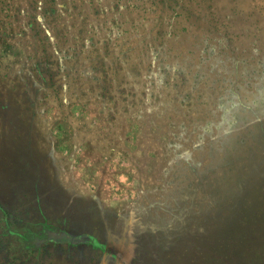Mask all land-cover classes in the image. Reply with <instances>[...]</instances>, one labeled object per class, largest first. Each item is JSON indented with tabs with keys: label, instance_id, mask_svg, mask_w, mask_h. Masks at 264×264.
Returning <instances> with one entry per match:
<instances>
[{
	"label": "rangeland",
	"instance_id": "1",
	"mask_svg": "<svg viewBox=\"0 0 264 264\" xmlns=\"http://www.w3.org/2000/svg\"><path fill=\"white\" fill-rule=\"evenodd\" d=\"M0 264H264V0H0Z\"/></svg>",
	"mask_w": 264,
	"mask_h": 264
},
{
	"label": "clouds",
	"instance_id": "2",
	"mask_svg": "<svg viewBox=\"0 0 264 264\" xmlns=\"http://www.w3.org/2000/svg\"><path fill=\"white\" fill-rule=\"evenodd\" d=\"M222 111L224 112L225 118H226L227 115H228V109H227V107H222Z\"/></svg>",
	"mask_w": 264,
	"mask_h": 264
}]
</instances>
